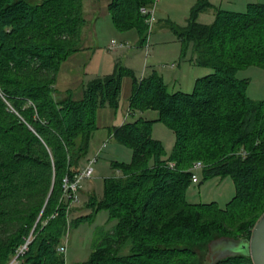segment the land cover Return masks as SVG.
I'll list each match as a JSON object with an SVG mask.
<instances>
[{
	"label": "trees",
	"instance_id": "trees-1",
	"mask_svg": "<svg viewBox=\"0 0 264 264\" xmlns=\"http://www.w3.org/2000/svg\"><path fill=\"white\" fill-rule=\"evenodd\" d=\"M83 2L0 0V264H10L29 238L19 264H66L58 247L74 204L64 179L74 181L87 166L81 162L97 111L119 108L124 75L133 77L129 113L158 110L175 145L165 156L154 120L144 117L110 129L133 157L115 161L122 175L107 177L103 195L89 198L87 207L108 210L117 222L80 264H199L210 239L249 237L264 213V100L248 95L249 80L238 72L264 65V3L232 11L198 0L187 25L175 28L179 39L193 43L195 63L213 69L191 92H170L155 69L138 78L117 61L76 98L71 90L60 95L57 80L63 62L81 50ZM154 2L110 0L108 7L118 28L136 27L144 41L150 25L141 8ZM210 8L214 21L199 22ZM196 161L203 162L205 178H233L236 193L224 207L187 199ZM216 264L254 263L238 255Z\"/></svg>",
	"mask_w": 264,
	"mask_h": 264
},
{
	"label": "rangeland",
	"instance_id": "rangeland-1",
	"mask_svg": "<svg viewBox=\"0 0 264 264\" xmlns=\"http://www.w3.org/2000/svg\"><path fill=\"white\" fill-rule=\"evenodd\" d=\"M110 0H84L83 10L88 19L83 28L81 50L66 61L64 72L57 80L60 95L70 89L76 98H80L84 85L95 76L111 73L115 70L117 61L131 68L138 78L147 76L154 69L162 76L170 92L182 90L191 92L197 78L213 72L208 66L195 63L193 43L179 39L175 28L187 25L191 11L198 0H156L154 3V21L146 32V40L136 27L120 29L115 25L108 4ZM214 6L232 11H245L248 3L264 0H209ZM215 19V9L210 8L198 15L201 23H212ZM149 23V22H148ZM113 40L124 43L120 49H112ZM175 64V66H172ZM240 78L249 80L248 95L255 100H264V65L253 64L241 68ZM133 91V77L124 75L119 108L110 106L97 111V129L93 133L88 152L83 158L82 166L91 165L94 168L91 177L82 181L80 201L72 206L69 216L71 223L63 244L66 264H80L87 261L92 250L103 236L104 232L116 225L108 210L97 213L87 207L92 194L101 197L104 192L107 177L122 175L123 170L115 166L117 163L131 162L133 152L130 146L117 142L110 137V129L122 124L124 120L134 121L139 117L154 120L153 136L162 140L166 155L170 156L175 145V133L165 122L159 120L156 109L136 110L137 114L128 112L129 100ZM199 181L192 183L187 190V199L192 203L215 201L224 207L236 193V185L231 176L204 177L202 168L194 171ZM92 215L84 220L76 221L80 216ZM237 238L221 237L211 242V250L220 252L233 251L238 246ZM201 253L205 246L201 247ZM229 251L223 255L229 253ZM219 252V253H220ZM244 252L240 250L238 253ZM223 255H211L204 264H214ZM231 255V254H230ZM228 256V255H227Z\"/></svg>",
	"mask_w": 264,
	"mask_h": 264
},
{
	"label": "water",
	"instance_id": "water-1",
	"mask_svg": "<svg viewBox=\"0 0 264 264\" xmlns=\"http://www.w3.org/2000/svg\"><path fill=\"white\" fill-rule=\"evenodd\" d=\"M221 237H228V236H220L217 238H212L204 244L205 250L202 255V260L199 262V264L205 263L207 257L209 256V253H211V255H215V254L223 255L229 251L228 250V251L220 252L216 248H213L211 250V242ZM236 240H238V246L236 250L231 249L233 250L232 252L229 251V253L226 254V256L225 255L221 256V258L218 259V261L232 256L244 255L251 257L254 264H264V213L255 224L252 233L249 237L237 238ZM240 250H244V252L238 253ZM218 261H216V263ZM216 263L214 262V264Z\"/></svg>",
	"mask_w": 264,
	"mask_h": 264
},
{
	"label": "built area",
	"instance_id": "built-area-1",
	"mask_svg": "<svg viewBox=\"0 0 264 264\" xmlns=\"http://www.w3.org/2000/svg\"><path fill=\"white\" fill-rule=\"evenodd\" d=\"M156 1V0H155ZM141 11L144 13V14H148L149 15V18L147 19V21L149 22V25L151 26L152 25V22L154 21V17H153V13H154V6L148 8V7H142L141 8ZM125 46L124 43H119L117 42L116 40H113L110 44V47L112 49H118L120 47H123ZM171 166H174V163H171L170 164ZM204 166L203 162L202 161H196L194 163V165L192 166V170H197L199 168H202ZM93 171H94V168L93 166L91 165H87L81 172H79L77 175H76V178L74 181H71L69 179V177L67 176L65 179H64V186H65V189L68 190L70 189L71 190V193H69V197L72 198V201H71V204H70V207L75 204L76 202L79 201V193L81 191V188H82V181L84 178L86 177H91L92 174H93ZM199 181L197 175L194 173L193 174V182L194 183H197ZM57 215V212H55L52 217L56 216ZM31 239L29 238L27 240L26 243H24L18 250L17 252V255L16 257H14V259L11 261L10 264H19V255L23 254L26 249L28 248V244L30 243ZM58 251H60L61 253H65L67 251V246L64 245V244H61L59 247H58Z\"/></svg>",
	"mask_w": 264,
	"mask_h": 264
},
{
	"label": "crops",
	"instance_id": "crops-1",
	"mask_svg": "<svg viewBox=\"0 0 264 264\" xmlns=\"http://www.w3.org/2000/svg\"><path fill=\"white\" fill-rule=\"evenodd\" d=\"M214 2L216 1V0H213ZM110 2V1H109ZM155 3V2H154ZM216 3V2H215ZM153 6H154V4H153ZM87 19V18H86ZM87 22H88V19H87ZM124 47V46H123ZM123 47H120V48H123ZM120 48H118V49H120ZM115 50V49H114ZM76 53V52H75ZM74 53V54H75ZM74 54H72L67 60H69L72 56H74ZM67 60H65L64 62H63V64H62V66H61V70H60V72H59V75H58V77L60 76V74H62V72H64V68H63V66L66 64V61ZM172 66H175V64H172ZM144 76H146L145 74H144ZM143 76V77H144ZM142 78V77H141ZM58 87V86H57ZM71 90V89H70ZM129 105H130V100H129ZM128 112H129V108H128ZM130 114V113H129ZM134 114H137L136 112H134V113H131L130 115H134ZM142 117V116H141ZM136 120V119H135ZM128 120H124L123 122H122V124L124 123V122H127ZM121 125V124H120ZM117 126V125H116ZM119 126V125H118Z\"/></svg>",
	"mask_w": 264,
	"mask_h": 264
}]
</instances>
